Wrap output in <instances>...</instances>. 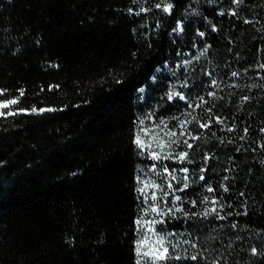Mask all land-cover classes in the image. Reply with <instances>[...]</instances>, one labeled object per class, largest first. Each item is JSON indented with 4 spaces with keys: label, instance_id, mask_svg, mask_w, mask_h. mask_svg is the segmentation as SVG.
<instances>
[{
    "label": "trees",
    "instance_id": "16d2710c",
    "mask_svg": "<svg viewBox=\"0 0 264 264\" xmlns=\"http://www.w3.org/2000/svg\"><path fill=\"white\" fill-rule=\"evenodd\" d=\"M262 66L264 0H0V264H264Z\"/></svg>",
    "mask_w": 264,
    "mask_h": 264
},
{
    "label": "snow or ice",
    "instance_id": "6c2138e0",
    "mask_svg": "<svg viewBox=\"0 0 264 264\" xmlns=\"http://www.w3.org/2000/svg\"><path fill=\"white\" fill-rule=\"evenodd\" d=\"M157 7H159V5H157ZM171 8H172V5L169 4L167 7H165L164 10H165L166 12H170ZM200 35L203 36L204 34H203V33H200ZM262 67H264V66H262ZM233 75L235 76V75H237V73H233ZM3 91H4V90H0V94H3ZM21 94H22V93H21ZM171 98H172V97L169 96V99H171ZM245 99H247V98H245ZM17 102H18L17 99H13V100H11V101H7V102H0V108H6V107L9 106V104H16ZM41 111H44V110L42 109ZM0 115H3V113H0ZM202 127H207V125H202ZM172 135H174V133H173ZM136 143H137L138 146L141 144V141H140L139 137H137ZM185 143H187V142L185 141ZM188 147L191 148L192 145H191V144H188ZM186 156H187V153H183V152H182V153L179 154V159L182 160V159H184ZM153 158H154V159H160V157H159L158 155H154ZM184 171H187V169H184ZM201 179H204V177H201ZM185 187H187V185H185ZM209 190L211 191V189H209ZM141 191H142V189H141ZM177 199H179V197H177ZM137 251L139 252V248H137ZM167 251H168V250L165 248V249H164V254L160 256L161 259H166V258H167V256H166ZM253 252H255V249H253ZM192 259L195 260L196 257L193 256Z\"/></svg>",
    "mask_w": 264,
    "mask_h": 264
},
{
    "label": "rangeland",
    "instance_id": "374dc122",
    "mask_svg": "<svg viewBox=\"0 0 264 264\" xmlns=\"http://www.w3.org/2000/svg\"><path fill=\"white\" fill-rule=\"evenodd\" d=\"M228 13H230V11H229ZM228 13H227V14H228ZM205 25H206V26H209L211 29H215L216 26H217V21L214 20V22H211L210 20H206V21H205ZM189 31H190V30H189V26H188V27H186V28L183 30V33H184V34H189V33H188ZM190 35H192V36H191L192 41H196V35H200V33H199L198 30H194L193 33H190ZM200 36H201V35H200Z\"/></svg>",
    "mask_w": 264,
    "mask_h": 264
}]
</instances>
